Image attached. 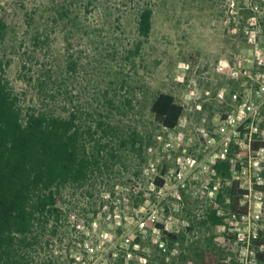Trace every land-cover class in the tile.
<instances>
[{
  "label": "rangeland",
  "instance_id": "374dc122",
  "mask_svg": "<svg viewBox=\"0 0 264 264\" xmlns=\"http://www.w3.org/2000/svg\"><path fill=\"white\" fill-rule=\"evenodd\" d=\"M145 8L154 11L147 39L139 34ZM0 14L8 25L0 64L23 113L75 114L87 147L100 151L90 179L63 189L59 229L39 232L32 264H261L253 241L264 239V210L245 222L214 205L202 183L159 204L152 183L175 168L167 144L223 112L218 92L254 55L247 31L264 39V0H0ZM161 92L185 105L175 130L151 112ZM211 182L218 195L232 188L223 176ZM212 207L223 224L204 223Z\"/></svg>",
  "mask_w": 264,
  "mask_h": 264
},
{
  "label": "trees",
  "instance_id": "16d2710c",
  "mask_svg": "<svg viewBox=\"0 0 264 264\" xmlns=\"http://www.w3.org/2000/svg\"><path fill=\"white\" fill-rule=\"evenodd\" d=\"M154 11L145 8L139 16V34L149 38L153 29ZM8 25L0 14V36ZM185 108L171 93L161 92L154 99L151 112L155 120L168 130H175L184 115ZM91 135V134H90ZM95 147H101L97 144ZM258 147V145H256ZM99 154L87 147L85 133L77 116L69 118L48 115L43 112L23 113L18 97L11 92L5 68L0 64V264H32L29 249L39 241V232L49 225L57 233L62 218L59 204L62 191L68 186L86 183L100 164ZM229 163L217 164L218 174L229 177ZM158 187L165 184L163 177H156ZM264 191V185L258 187ZM230 198L229 210L225 206ZM240 194L236 186L227 194H219V207L224 206L239 218L244 214L239 208ZM219 207H212L205 224L218 226L225 215H219ZM223 208V207H222ZM172 242L179 236L167 232L161 223L148 221ZM264 239L253 241L256 258L264 264V251L260 247ZM26 246V253L20 247Z\"/></svg>",
  "mask_w": 264,
  "mask_h": 264
},
{
  "label": "built area",
  "instance_id": "2783aa9c",
  "mask_svg": "<svg viewBox=\"0 0 264 264\" xmlns=\"http://www.w3.org/2000/svg\"><path fill=\"white\" fill-rule=\"evenodd\" d=\"M247 34L254 55L239 60L238 68H233L231 79L235 85L218 92L223 112L210 126L200 125L191 130L178 146L167 144L169 158L174 153L175 168L169 179L164 178L162 187L155 180L152 183L158 187L153 191L159 204L169 196L182 200L183 193L191 186L195 188L202 183L203 190L195 193L207 194L218 205L220 189L211 180L221 177L217 164L228 162L226 179L231 180L232 187L236 186L241 196L239 204L246 208L241 219L250 223L255 209L260 214L263 212L264 192L258 187L264 185V39L257 31ZM196 107L202 110V105ZM239 239L246 238L240 234Z\"/></svg>",
  "mask_w": 264,
  "mask_h": 264
}]
</instances>
